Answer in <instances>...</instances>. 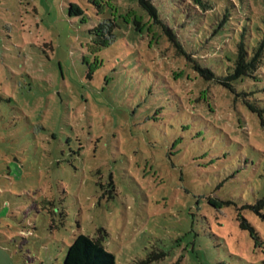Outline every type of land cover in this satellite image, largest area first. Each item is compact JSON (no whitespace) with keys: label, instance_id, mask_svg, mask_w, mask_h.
Returning a JSON list of instances; mask_svg holds the SVG:
<instances>
[{"label":"rangeland","instance_id":"obj_1","mask_svg":"<svg viewBox=\"0 0 264 264\" xmlns=\"http://www.w3.org/2000/svg\"><path fill=\"white\" fill-rule=\"evenodd\" d=\"M177 1L189 57L126 27L92 53L88 0H0V264H62L80 233L116 264H264V64L232 89L192 67L226 74L264 0Z\"/></svg>","mask_w":264,"mask_h":264},{"label":"trees","instance_id":"obj_2","mask_svg":"<svg viewBox=\"0 0 264 264\" xmlns=\"http://www.w3.org/2000/svg\"><path fill=\"white\" fill-rule=\"evenodd\" d=\"M195 1L203 10H208L211 6L206 0ZM88 2L94 14L93 16L97 17V21L89 29L92 39L87 48L92 53H98L116 41L122 27H126L127 30L133 29L141 33L146 32L148 36H151V42L164 37L173 44L178 53L189 57L188 48L184 45L179 28L169 24L161 10L168 7L165 0H136L137 7L124 10L116 0H88ZM175 5H179L178 1L172 0L170 7ZM70 13L81 16L82 21L86 22V9L77 2L70 4ZM189 15H192V13ZM187 21H189V18H187ZM97 61L99 60L97 59ZM263 64L264 33L251 49L247 48V44L243 39L237 44L233 65L222 76L217 75L209 66L192 63V67L205 80L220 83L232 89L236 82L244 81L248 77L259 79L258 70ZM247 104L251 110L256 109L250 101ZM250 207L264 218L262 212L264 196ZM241 227L249 229L254 235L256 234L255 228L245 218L241 221ZM62 264H116V258L112 252L104 247L101 238L80 233L68 245Z\"/></svg>","mask_w":264,"mask_h":264}]
</instances>
